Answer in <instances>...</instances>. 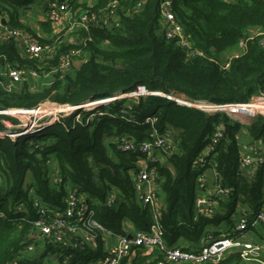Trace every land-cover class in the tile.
Masks as SVG:
<instances>
[{
  "label": "trees",
  "instance_id": "1",
  "mask_svg": "<svg viewBox=\"0 0 264 264\" xmlns=\"http://www.w3.org/2000/svg\"><path fill=\"white\" fill-rule=\"evenodd\" d=\"M65 1H69L77 19L82 10L97 11L108 0L86 3L0 0V14L11 28L21 29L38 42L52 45L56 40L40 39L20 21L21 13L37 2L43 3L47 12L48 3ZM163 1L121 0V29L92 27L77 35L78 42L62 43L57 57L80 48L85 54L83 60L79 66H73L69 75L49 77L51 84L40 91L31 92L26 87L18 93L0 87V111L33 109L47 101L77 106L130 94L141 85L149 92L164 95L103 104L98 110L108 114L88 124L85 120L74 123L73 117H69L35 137L0 139L1 213L11 216L19 205L33 209L34 198L60 210L65 207L69 189L76 187L97 209L98 220L107 229L123 235L129 227L149 230L152 213L138 204L132 181L133 171L146 156L123 151L119 146L125 139L138 143L149 141L155 132L172 134L175 140V150L168 162L153 165L159 175L160 219L169 247L183 241L187 248L197 249L207 230H217L215 236L222 234V224L227 227L234 224L239 202L252 212L264 207V163L254 177L241 174L238 140L247 131L250 143L264 146V117L234 120L226 112L210 114L200 106L208 103L207 106L229 109L223 105L248 103L264 91V35L258 34L264 33V0H171L176 20L191 43L190 50H184L178 39L164 35L160 11ZM139 2H143L141 9L136 8ZM42 28L54 33L48 20L42 23ZM241 41H246L245 53L229 62ZM20 51L13 41L0 43V73L7 63L38 71L52 69L57 64V58L39 63ZM190 51L202 55L191 56ZM225 55L229 57L221 64L219 61ZM165 96L200 104L198 107L203 110ZM148 118H154V124L147 123ZM217 128L224 130L223 135L216 139L205 157L207 164L202 167L198 160L211 144ZM213 166L232 194L218 200L219 211L213 218L195 221L197 181ZM59 177L61 181L55 184ZM111 192L118 198L105 215L98 204H104ZM28 230L26 223L0 218V264H45L41 257H20L27 244ZM47 250L54 253L59 248L52 245ZM74 253L76 257L70 264H88L94 256L89 251ZM149 261L150 258L137 255L133 264H149ZM219 264L246 263L238 255H231Z\"/></svg>",
  "mask_w": 264,
  "mask_h": 264
},
{
  "label": "built area",
  "instance_id": "2",
  "mask_svg": "<svg viewBox=\"0 0 264 264\" xmlns=\"http://www.w3.org/2000/svg\"><path fill=\"white\" fill-rule=\"evenodd\" d=\"M86 3L88 0H80ZM143 2L136 5L141 9ZM123 11L121 0H108L106 6L97 11L92 9L82 10L77 19L71 10L69 1L63 3H48L46 12L47 20L55 29L64 28L68 22V30L72 32H88L92 27L109 31L122 28L120 14ZM161 27L168 39H178L184 50H190L191 43L178 24L172 11V1L165 0L161 7ZM259 35L264 33L258 32ZM13 41L20 50L39 63L49 62L57 58L54 68L38 70L19 68L10 63L3 65L1 74L5 75L11 83L20 81L49 78L55 74L69 75L74 63L84 57L82 49H72L57 57L61 49L59 40L54 44L38 42L27 32L11 28L6 24V19L0 14V43ZM78 42V40L73 41ZM264 44V40L262 41ZM246 50V41H241L239 48L230 55L229 62L241 57ZM202 55L190 51L189 55ZM229 62L226 67H229ZM2 80V77H1ZM151 95H164L157 92H149L146 86L141 85L135 92L119 95L111 99L88 102L82 105L61 104L47 101L33 109L10 108L0 111V116L6 119L15 118L16 124L0 120V139L9 138L16 140L20 137H35L49 127L62 123L64 119L73 117L74 123L86 124L96 120V117H104L107 112H99L98 107L122 99H138ZM166 98L179 104H190L177 97ZM236 107V110L244 111L243 117L237 120L254 119L264 117V91L253 97L248 103L228 104ZM226 106V105H223ZM230 116L231 111L222 110ZM261 114V115H260ZM11 117V118H10ZM95 118V119H94ZM154 118H148L147 123L154 124ZM224 130L217 128L203 154L198 160L202 167L206 166L205 157L214 147L216 139L223 135ZM119 148L123 151L141 153L146 156L137 164L132 173V181L136 192L138 204L142 208H148L153 216V223L149 230L139 231L129 227L127 234H117L107 229L97 217V209L81 194L78 188L69 189L65 207L53 209L33 199V209L25 205H19L12 210L11 216L0 212V218H8L10 221L26 223L29 230L26 235V247L21 251L20 257L27 259L43 258L45 264H70L76 257L75 251H89L94 254L88 264H133L137 255L150 258L149 264H219L231 255H238L244 263L264 264V207L257 212L247 210L239 202V214L234 218V224L229 230L215 236L214 231L207 230L198 248L185 246L169 247L164 239V228L160 215L162 211V198L159 192V175L155 164H165L174 152V135H160L155 132L149 141L136 142L125 139ZM240 172L246 177H254L258 167L264 163V146L260 143H249L241 146ZM215 166V165H214ZM211 168L214 181L211 184L206 172L198 178L197 196L194 210L195 221L202 217L211 219L219 211L218 200L229 198L232 190L224 187L222 178L215 167ZM210 171V169H208ZM61 178L55 180L58 184ZM211 188V189H210ZM118 195L109 193L104 204H98V208L107 205L110 210L116 204ZM101 210V209H100ZM22 215L21 217H18ZM24 215V216H23ZM14 217V218H13ZM236 217V216H234ZM59 248L57 252L47 250L48 246ZM124 260V263L122 261Z\"/></svg>",
  "mask_w": 264,
  "mask_h": 264
},
{
  "label": "crops",
  "instance_id": "3",
  "mask_svg": "<svg viewBox=\"0 0 264 264\" xmlns=\"http://www.w3.org/2000/svg\"><path fill=\"white\" fill-rule=\"evenodd\" d=\"M33 16H35V18H34ZM31 17H33V23H32V21H31ZM46 20H47L46 12H44V10H43L42 13L39 12L38 9H36V7H34L33 4L29 5V6L27 7L26 10L22 11V13H21V19H20V21H21L26 27H28V28L31 29L33 32H35V34H36L40 39H42V40H47V41H50V40H54V41L56 40V41H57V40H59L60 43H61V45H62V43H64V45H67L68 43L72 44L73 41H75L77 35L79 34V32H77V31L72 32L71 30H68V26H69V25H68V24H69L68 22L65 23L64 28H59V29H55V28H54V33H52V32L47 33V32H45L44 29L42 28V23H43V22H46ZM238 48H239V46H238ZM238 48H237V49H238ZM81 62H82V61H78V60H77V61L74 63V66H75V67H76V65L79 66V65L81 64ZM0 77H2V80H1V82H0V87H1V88H4L5 91H8L7 89H5V87L11 85L9 79H7V77H6L5 75H3V74H0ZM4 79H6L7 82H4V81H3ZM40 80H41V79H34V83H36V84H40V83H39ZM25 81H27L28 85L30 84V80H25ZM22 83H23V81H20V83H19V82L16 83L17 85H15L14 87H16V86L19 87ZM38 87H40V86L35 85L33 88H38ZM28 88H29V91H31V92H38V91H34L33 88H31L30 86H29ZM17 90H18L17 88H14L13 91H12V90H11V91H12V92H17ZM40 90H41V89L39 88V91H40ZM9 92H10V91H9ZM238 140H239V143H240L241 146L244 145V144H248V143L251 142L250 137H249L247 131H244V132L238 137ZM207 177H208L210 183L212 184L213 181H214V177H213V173H212L211 170H210V171L207 170ZM210 189H211V188H210ZM237 207H238V206H237ZM237 207H236V208H237ZM236 210H237V212L239 213V208L236 209ZM234 218H237V216L234 217ZM220 227L222 228V229H221V232H224V231L226 232L227 230L230 229L231 226L227 227V225L224 223V224H222ZM213 231L216 232L217 230H214V229H213ZM204 238H205V237H204ZM204 238H203V239H204ZM204 241H205V240H203V242H204ZM179 245H180V246H185V247L187 246L186 244H184L183 241H181V242L179 243ZM189 247H191V246H189ZM189 247H188V248H189ZM246 264H249V263H246Z\"/></svg>",
  "mask_w": 264,
  "mask_h": 264
},
{
  "label": "rangeland",
  "instance_id": "4",
  "mask_svg": "<svg viewBox=\"0 0 264 264\" xmlns=\"http://www.w3.org/2000/svg\"><path fill=\"white\" fill-rule=\"evenodd\" d=\"M34 5V7H36V9H38V11L39 12H43V3H39V2H37V3H34L33 4ZM34 18H35V16H33ZM33 17H31V21H32V23H33ZM256 31H254L252 34H254ZM77 40V37H76V39H75V41ZM21 52V54L23 55V53L22 52H24L23 50H21L20 51ZM231 54V53H230ZM229 54V55H230ZM229 56L228 55H225V59L223 58H221L220 59V63L221 64H223V62H225V60L228 58ZM83 59H81V60H79V61H82ZM2 71H3V68H2V70H1V73H2ZM0 73V74H1ZM4 82H7V80L6 79H4L3 80ZM11 83V82H10ZM20 83V82H19ZM40 84H36V83H34V79H31L30 80V84L28 85V83H27V81H23V83L19 86V87H14L15 85H17L16 83H11V85L10 86H6L5 87V89H7L8 91H10V92H12L13 91V89L14 88H17L18 90H17V92L19 93V92H22V90H24L26 87L28 88L29 86L31 87V88H33L35 85H38V86H40V87H38V88H33V90L34 91H39V88L40 89H43L45 86H48L49 84H51V78H41V80H40V82H39ZM3 90H4V88H2ZM12 90V91H11ZM178 99H180L181 100V98H178ZM182 100H184V99H182ZM184 101H186V100H184ZM200 104H197L196 106H199ZM200 106H202V108H204L205 110H207L206 112L207 113H210V114H215V113H218L219 111H222V110H225L224 108H218L217 106H211V105H206V104H201ZM204 110V111H205ZM261 115V114H260ZM11 118V117H10ZM230 118L231 119H234V120H237L238 118L236 117V116H234V115H232L231 114V116H230ZM95 119V118H94ZM241 119H243V120H245V118H241ZM0 120H2L3 122H8V123H10V124H12V125H14V124H16L17 122H16V119L15 118H11V119H6V117H0ZM249 144V143H248ZM211 170V169H210ZM29 184V177H28V182H27V184L26 185H28ZM212 231H213V229H212ZM215 233V232H214Z\"/></svg>",
  "mask_w": 264,
  "mask_h": 264
},
{
  "label": "water",
  "instance_id": "5",
  "mask_svg": "<svg viewBox=\"0 0 264 264\" xmlns=\"http://www.w3.org/2000/svg\"><path fill=\"white\" fill-rule=\"evenodd\" d=\"M86 37V36H85ZM206 104H208V103H206ZM186 105H189V106H191V107H195V108H199L198 106H196V104L195 103H193V104H186ZM210 105V104H209ZM216 106V105H215ZM199 109H201V108H199ZM201 110H203V109H201ZM100 209H101V211L105 214V215H108L109 214V212H110V208L107 206V205H102L101 207H100ZM122 263H124V260L122 261Z\"/></svg>",
  "mask_w": 264,
  "mask_h": 264
},
{
  "label": "bare ground",
  "instance_id": "6",
  "mask_svg": "<svg viewBox=\"0 0 264 264\" xmlns=\"http://www.w3.org/2000/svg\"><path fill=\"white\" fill-rule=\"evenodd\" d=\"M226 106L229 107V109H226V110L231 111V113H233V115L236 116V117H243V115L245 114L244 111L236 110V107H233V108L231 109V106H229V105H226ZM217 107L220 108V107H222V106H217Z\"/></svg>",
  "mask_w": 264,
  "mask_h": 264
}]
</instances>
